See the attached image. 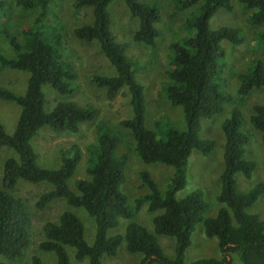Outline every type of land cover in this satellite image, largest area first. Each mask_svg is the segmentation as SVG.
<instances>
[{"label":"trees","instance_id":"16d2710c","mask_svg":"<svg viewBox=\"0 0 264 264\" xmlns=\"http://www.w3.org/2000/svg\"><path fill=\"white\" fill-rule=\"evenodd\" d=\"M5 0H0V19L7 18ZM54 0H15V7L23 11H34L32 25L22 30L23 39L7 30L3 24L1 35L9 43L12 56L0 53V69H10L28 74L23 93H16L0 86V100L19 107V116L11 135L0 124V148L13 151L2 166L0 187V264H11L21 257L29 246L30 215L23 199L13 194L19 180L30 184L47 183L51 189L38 198L35 206L45 209L51 202L64 200L70 207L83 208L95 221V237L91 245L84 240V227L79 218L70 211L62 212L56 222H46L42 232L44 240L38 248L52 252L56 264H70L65 247L74 248L76 259H88V264H102V257H114L119 245L125 241L126 251L141 254L138 264H186L184 254L190 245L191 233L201 223L208 238H215L222 259H201L192 264H230V254L238 253L242 264H264V219L248 214L251 207L264 194V182L258 183L246 193L237 190L235 175L243 174L250 179L255 162L245 158L248 139L241 131L242 115L234 111L221 126L224 137L223 163L220 175V192L217 202L220 209L214 217H205L207 204L200 190L189 193L182 199L176 193L186 184L185 168L191 153L196 150L208 155L214 141L201 139V120L210 118L223 110L230 96L221 89L219 62L224 57L221 42L232 45L241 43L238 30L230 27L210 29L209 20L219 11L232 12V0H181L174 11L196 7V12L183 23L192 35L180 43L170 45L173 55L165 72L168 84L166 99L173 106L182 108L185 130L169 128L163 137L144 124V93L138 82L137 61L127 54L129 44L116 39L111 29L108 6L116 0H75L74 8H91L92 22L74 28V37L86 44L96 41L101 52L114 68L113 75H91V80L105 89L107 99L113 100L122 88L129 93L132 115L119 125L127 129L134 141V152L144 164H163L174 168L164 193L146 171L137 173L141 188L147 192L134 199L133 207L127 205V197L120 187L125 181V154L115 155L120 144V135L106 123L96 125V143L87 148V178L74 181L75 191L68 186L74 176L81 153L77 146L59 152L61 164L56 169L44 168L37 163V154L31 140L38 130L46 127L54 133L77 134L81 124L93 121L98 109L92 103L79 104L73 100L58 101L51 109L46 108L42 92L49 85L61 96H71L78 85L74 64L61 53V38L51 39L41 30L44 21L56 17L50 11ZM131 18L138 19V28L133 41L154 47L160 30L161 15L158 8L147 0H122ZM244 10L249 11L247 22L251 25L264 24V0H237ZM251 11V12H250ZM59 38V37H58ZM264 47V32L259 35ZM264 88V67L260 61L248 75L241 76L237 90L246 97L252 90ZM249 117L252 127L259 131L264 142V104L253 106ZM157 121L155 122L156 126ZM143 204L148 212L161 211L152 218L154 234L143 226L132 223L124 234L107 236L121 219H131ZM155 235L171 237L175 241L174 253H164ZM31 264H41L33 256Z\"/></svg>","mask_w":264,"mask_h":264},{"label":"rangeland","instance_id":"374dc122","mask_svg":"<svg viewBox=\"0 0 264 264\" xmlns=\"http://www.w3.org/2000/svg\"><path fill=\"white\" fill-rule=\"evenodd\" d=\"M15 0H5L4 12L7 18L0 19V29L3 24L8 31L15 34L19 40L24 37L22 30L28 29L37 15L38 11H23L15 7ZM75 0H54L50 5V11L56 17H50L44 21L45 27L41 30L51 39L60 38L63 44L59 45L61 53L67 60H70L77 73L76 83L78 88L71 96H61L49 85L42 86V92L46 100V108L51 109L58 101L73 100L79 104L92 103L97 109V115L93 121L85 122L80 126L77 134L54 133L46 127L41 128L31 140V145L37 154L38 165L56 169L60 166L59 152L71 146H77L81 153L74 176L68 181V186L75 191L74 181L80 178H87L86 165L88 160L87 148L96 143L95 128L100 122L106 123L118 135L120 144L115 150V155L125 154L127 161L124 167L125 181L120 189L127 197V205L133 207L136 197L147 192L141 188L137 173L141 170L150 174L157 184L160 193H164L171 178L174 175V168L155 163L144 164L134 152V141L127 129L122 128L119 122L130 118L132 115L129 105V93L124 87L113 100L107 99L105 89L98 87L92 80L91 75H113L114 68L101 52L96 41L86 44L77 40L73 35L75 27L92 22V9H76L73 6ZM181 0H147L146 3L159 9L161 15L160 23L156 24L160 30V36L156 39L154 47L136 43L133 41V34L138 28V19L131 18L126 4L122 0L113 1L108 10L111 15V29L116 39L120 42H127V54L137 61L138 82L143 87L144 93V124L145 127L156 132L157 137H163L169 128L185 130L186 124L182 108L173 106L166 99L165 88L169 82L165 75L169 67V61L173 55L170 45L180 43L184 38L192 35V31L183 27V23L196 12V7L183 11H174L177 2ZM234 9L232 12L219 10L210 20V29L230 27L238 30L241 43L232 45L230 42L222 41L221 48L224 57L219 62L220 72L217 80L220 81L221 89L230 96L220 113L210 118L201 120L199 137L214 141L212 151L208 155L194 150L188 158L185 168L186 184L184 188L176 193L177 199H182L189 193L200 190L203 200L207 204L205 217H214L221 207L217 202L220 192V175L224 169L223 144L224 137L221 130L222 124L231 117L232 112L241 113L243 121L241 131L246 135L245 158L255 162L256 166L250 179L243 174L237 173L235 181L237 190L246 193L258 183L264 182V142L259 131L255 130L249 117L253 112V106L264 104V88L252 90L246 97H240L237 90L241 83V76L250 74L260 61L264 67V47L260 44L259 35L264 32V24L251 25L247 22L249 11L244 10L242 4L232 0ZM251 12V11H250ZM59 37V38H58ZM61 42V41H60ZM0 53L5 56H12L9 43L0 33ZM28 74L25 72L10 69H0V86L23 93L26 87ZM19 107L0 100V124L5 132L11 135L19 116ZM156 126H155V122ZM12 150L0 148V187L2 166L4 160L13 156ZM51 189L47 183L30 184L19 180L13 194L23 199L30 215L29 224V246L23 251L21 257L14 259L11 264H31L33 256L39 258L41 264H56V256L52 252H44L38 248V243L44 240L42 228L46 222H56L59 215L64 211L75 214L84 227V240L91 245L95 237V221L83 208L70 207L64 200L51 202L45 209L38 210L35 206L42 193ZM248 214H255L259 219H264V194L257 201L246 209ZM161 211L148 212L147 204H143L135 216L131 219H121L118 227L108 230L107 236L124 234L129 224L137 223L143 226L148 232L154 234L152 218ZM164 253L172 256L174 253L175 241L171 237L155 235ZM65 252L70 264H88V259L78 260L75 258V250L66 246ZM141 254H131L126 251L123 241L114 257L103 256L102 264H138ZM222 259V253L215 238H208L204 233L201 223L195 225L190 237V245L184 254L186 264H192L201 259ZM230 264H242L239 254H230Z\"/></svg>","mask_w":264,"mask_h":264}]
</instances>
